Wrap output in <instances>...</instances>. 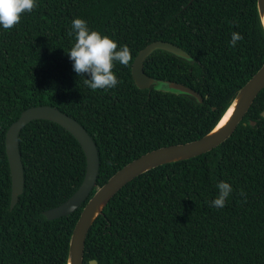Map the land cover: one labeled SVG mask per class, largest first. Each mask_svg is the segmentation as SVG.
Returning <instances> with one entry per match:
<instances>
[{"label":"trees","instance_id":"obj_1","mask_svg":"<svg viewBox=\"0 0 264 264\" xmlns=\"http://www.w3.org/2000/svg\"><path fill=\"white\" fill-rule=\"evenodd\" d=\"M74 17L129 48L128 63L113 69L115 88L90 89L87 74L72 70ZM234 31L243 40L231 46ZM154 41L173 43L193 60L156 50L145 73L196 90L202 103L136 85L134 60ZM263 64L257 0H37L18 24L0 29V264H66L73 230L97 189L152 150L204 137ZM44 105L78 121L100 157L90 196L53 220L44 212L73 196L86 175L79 141L49 120L22 129L25 186L13 209L6 153L10 126L26 109ZM263 111L264 90L227 141L123 187L92 226L84 264H264ZM221 180L233 192L222 209L210 207Z\"/></svg>","mask_w":264,"mask_h":264},{"label":"water","instance_id":"obj_2","mask_svg":"<svg viewBox=\"0 0 264 264\" xmlns=\"http://www.w3.org/2000/svg\"><path fill=\"white\" fill-rule=\"evenodd\" d=\"M257 9L264 29V0H257ZM156 50L167 51L188 61L189 59L191 61L193 60L185 50L173 43L154 41L141 50L134 60L132 74L136 85L140 89L153 88L161 91L166 84V91L163 92L176 95H189L194 97L197 102L202 103L204 99L196 90L177 82L150 77L145 73L144 62ZM263 90L264 64L237 92L216 126L204 137L192 142L152 150L129 162L117 171L103 186L97 189L93 197L89 199L83 208L71 236L66 264H84L86 239L92 226L97 218L103 214L104 209L111 199L123 187L136 177L152 169L168 163L187 160L202 155L227 141L236 131L256 98ZM262 116L264 117V111L262 112ZM225 118L227 119L222 124ZM35 120H49L68 130L79 141L87 158L86 175L78 190L61 205L44 212V215L48 219L53 220L73 213L90 196L98 178L100 157L96 142L86 129L72 117L48 105L26 109L19 119L10 126L6 136V153L12 180L11 209L17 205L25 186L24 166L19 148V136L22 129ZM250 124L254 126L256 122L250 121ZM89 264H98V262L91 260Z\"/></svg>","mask_w":264,"mask_h":264},{"label":"clouds","instance_id":"obj_3","mask_svg":"<svg viewBox=\"0 0 264 264\" xmlns=\"http://www.w3.org/2000/svg\"><path fill=\"white\" fill-rule=\"evenodd\" d=\"M37 6V0H0V29H11L21 21L22 14L31 12ZM69 36L75 40L67 55L72 61V70L77 74H87L83 84L90 89H112L119 83L113 71L115 64H127L130 50L126 45L118 47L117 42L101 32L89 27L88 22L81 17L71 21ZM243 40L238 32L231 33L229 44L236 46ZM189 62L191 60L189 59ZM167 85L161 91H166ZM217 193L209 202L210 207L223 208L233 188L229 182L219 181L216 184ZM243 196L244 193L241 192Z\"/></svg>","mask_w":264,"mask_h":264},{"label":"bare ground","instance_id":"obj_4","mask_svg":"<svg viewBox=\"0 0 264 264\" xmlns=\"http://www.w3.org/2000/svg\"><path fill=\"white\" fill-rule=\"evenodd\" d=\"M226 119H227V118H225V119L223 120L222 124L226 121Z\"/></svg>","mask_w":264,"mask_h":264}]
</instances>
